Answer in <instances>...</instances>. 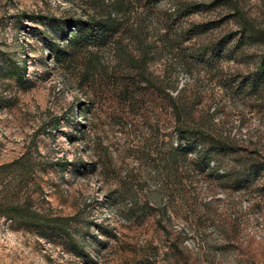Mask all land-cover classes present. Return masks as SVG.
<instances>
[{
  "label": "rangeland",
  "instance_id": "374dc122",
  "mask_svg": "<svg viewBox=\"0 0 264 264\" xmlns=\"http://www.w3.org/2000/svg\"><path fill=\"white\" fill-rule=\"evenodd\" d=\"M22 157L46 228L0 218V264H264V0H0V165Z\"/></svg>",
  "mask_w": 264,
  "mask_h": 264
},
{
  "label": "trees",
  "instance_id": "16d2710c",
  "mask_svg": "<svg viewBox=\"0 0 264 264\" xmlns=\"http://www.w3.org/2000/svg\"><path fill=\"white\" fill-rule=\"evenodd\" d=\"M85 25L89 26L91 31H95L97 36L102 37L116 34L118 26V24H115L111 15L107 14L98 21L90 20L89 22H84L80 20H71L69 24L65 26L66 30H64V27L58 28V34H61L63 40L71 47L75 42H85L84 38H86V33L89 31ZM67 30L68 33L65 34ZM66 55V49L62 48H56L52 53L53 58L56 60L62 59ZM184 133L191 135L192 139L195 141L202 137L204 138L203 133L199 129L184 130ZM182 144L181 139L178 149L185 151L186 148L182 147ZM210 155V153L206 152L204 158L206 159ZM23 159L22 157L11 163L0 165V218L26 228L45 229V222L47 221L46 216L33 209L29 202L30 197L20 194L19 184L17 182L22 181L23 178L20 177L19 179V174L21 172V174L24 175L25 173L23 172L28 171L27 169L22 170L21 168L23 166ZM24 162L27 161L25 160ZM259 170V167L256 165H249L247 168L250 174H256Z\"/></svg>",
  "mask_w": 264,
  "mask_h": 264
}]
</instances>
